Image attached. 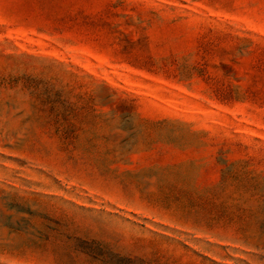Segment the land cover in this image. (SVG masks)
Wrapping results in <instances>:
<instances>
[{
  "label": "rangeland",
  "instance_id": "1",
  "mask_svg": "<svg viewBox=\"0 0 264 264\" xmlns=\"http://www.w3.org/2000/svg\"><path fill=\"white\" fill-rule=\"evenodd\" d=\"M0 264H264V0H0Z\"/></svg>",
  "mask_w": 264,
  "mask_h": 264
}]
</instances>
